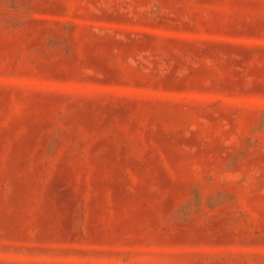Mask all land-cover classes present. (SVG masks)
Returning <instances> with one entry per match:
<instances>
[{"label": "rangeland", "instance_id": "1", "mask_svg": "<svg viewBox=\"0 0 264 264\" xmlns=\"http://www.w3.org/2000/svg\"><path fill=\"white\" fill-rule=\"evenodd\" d=\"M0 264H264V0H0Z\"/></svg>", "mask_w": 264, "mask_h": 264}]
</instances>
